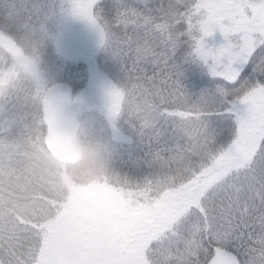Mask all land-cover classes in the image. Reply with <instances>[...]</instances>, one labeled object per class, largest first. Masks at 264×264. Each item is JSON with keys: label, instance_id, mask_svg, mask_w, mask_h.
I'll return each mask as SVG.
<instances>
[{"label": "snow or ice", "instance_id": "snow-or-ice-1", "mask_svg": "<svg viewBox=\"0 0 264 264\" xmlns=\"http://www.w3.org/2000/svg\"><path fill=\"white\" fill-rule=\"evenodd\" d=\"M143 10L117 0L105 20L101 0H71V11L96 26L102 45L124 64L109 117L126 114L149 142L159 124L176 143L154 151L161 173L142 184L113 177L109 198L123 226L102 227L93 211L43 197L15 213L0 209V264H264V0H159ZM23 7L37 18L32 0ZM219 31L225 43L209 47ZM216 78L215 90L192 102L176 55L183 45ZM47 104V99H45ZM230 115L235 138L214 151L204 117ZM194 114L202 133L193 151L178 121ZM0 114V174L15 163L29 114L13 101ZM23 127L19 136L10 131ZM167 152V155H165Z\"/></svg>", "mask_w": 264, "mask_h": 264}, {"label": "rangeland", "instance_id": "rangeland-1", "mask_svg": "<svg viewBox=\"0 0 264 264\" xmlns=\"http://www.w3.org/2000/svg\"><path fill=\"white\" fill-rule=\"evenodd\" d=\"M64 7H66L65 10L67 12H70L71 4L67 6L64 3ZM71 14H73L72 11ZM67 29H69L67 33H69L70 38L68 39L62 35L61 37L65 38L62 39L63 44L59 49L63 56L70 54L77 57L80 55L87 57L91 61V57L96 55L97 52L104 51L98 29L87 20L75 15L73 21L68 23ZM212 36L214 38V45L209 44V47L217 48L225 43L224 37L219 31L215 32ZM105 53L106 56H114L107 47L105 48ZM102 65H105L103 67L105 75L108 68L113 69L115 73H120V69L122 70V67L120 66L119 69L116 64L109 66V61L103 62ZM199 65L201 71H203L202 73L206 74L205 78L204 75L202 77V82H205L203 85L204 87L209 86V88L202 95L201 93H196L194 96L195 102L201 96L213 92L216 87L214 83L216 78L210 74L207 66L201 65V63ZM113 70L109 71L110 76L113 75ZM89 72L90 77L87 80L88 82L83 84L80 89L79 85H76L77 94L73 96L74 111L79 116L81 124L79 134L82 138V162L76 167H69L66 170H62L63 174L58 172L57 166H54L51 162L49 164L47 156L40 153L37 147L36 142L41 135L39 134V128L37 129L36 126V113L33 114V119L31 116L37 108L38 99L32 98V100L25 101L22 97L18 96L16 98L15 103L17 106L21 111H26L31 118L28 120V134L18 145L19 155L15 163L7 172L0 174V199L6 202L0 209L11 213L22 211L26 204L43 197L51 198V193L55 191V197L59 196L62 201L71 202L82 209L93 211L98 223L102 227L117 231L123 226L122 209L108 196V192L110 191L109 183L112 178H119L127 181L129 184H142L160 175V164L153 156L157 148L151 150V155L145 164L143 162H137L136 165L133 163L130 166L122 161V153H124L125 157H128L130 152L138 153L136 151L137 147L132 146L133 141L137 138L134 133H130V130L127 128L128 132L121 131L124 128L113 132L116 131L113 126L116 125L117 127L123 117H127L126 114H121L115 119L109 117L108 106L110 93L113 88H121L124 83L117 81L110 83L106 80L105 75L104 78L102 74L101 77H97L96 79L93 67H90ZM57 73L59 74L60 71ZM11 84H14L9 86L11 90L18 85L14 81ZM92 85L93 88H91ZM37 94L38 92L36 91ZM32 95L35 96V89H33ZM6 99L7 97L4 98L1 96L0 108L3 107L2 104L6 102ZM209 111L213 112L210 116L219 115V117L209 118V121L205 120L207 133L213 141L212 148L214 151L226 149L235 138L237 126L226 115L216 114L212 109H209ZM4 119H6L4 114H0V122ZM196 121V128L189 130V134L192 133L193 135L189 138H193L192 141L198 144L197 147H192V150L198 149L203 142L199 121ZM110 122L113 123L111 127L109 126ZM126 125H128V121H126L124 127ZM23 131L25 130L21 126L18 129L11 130L10 134L12 136H19ZM0 138H2V134H0ZM113 149H117V151ZM125 157L124 160H128ZM155 162L158 165L155 166ZM126 166L129 167L127 168ZM56 183L60 185L65 184V186L59 187ZM70 184H74V186ZM6 185H10V188L6 187ZM18 187L21 190L20 194L14 192ZM78 187L81 189V192L76 194ZM59 197L57 200H59Z\"/></svg>", "mask_w": 264, "mask_h": 264}, {"label": "trees", "instance_id": "trees-1", "mask_svg": "<svg viewBox=\"0 0 264 264\" xmlns=\"http://www.w3.org/2000/svg\"><path fill=\"white\" fill-rule=\"evenodd\" d=\"M32 2L38 12L37 18L30 16L25 10L23 7L24 0H0V98L1 96L4 98L7 97L5 100L6 102H15L18 96L22 97L25 101L32 100V98L38 99L37 108L31 116L33 119V114L36 113V126L37 129L39 128V134L41 135L39 139H37V147L39 148L40 153L47 156L49 164L51 162V164L57 166L59 170L58 172L63 174L62 170H66L67 168L53 163L42 145L46 131L42 125L40 108L46 92L57 84H67L73 88L75 96L77 94L76 85H79L80 89L83 84L88 82L87 80L90 77V67L94 68L96 79L97 77H101V74L104 77L105 72L103 71V67H105V65L103 66L102 63L107 61H109V66L116 64L117 68L120 69L121 66L122 70L120 69V73H115L113 69L108 68L105 75L106 80L110 83L115 81L125 83L126 76L124 64L116 56H106V45H102L104 51L97 52L96 55L91 57V61L88 60L87 57L80 55L77 57L70 54L63 56L59 49L63 44L62 39L65 37L68 39L70 38V35H68L69 33H67V31H69V29H67L68 23L73 21L75 16L71 14V10L70 12L65 10L66 7H64V3L69 6L71 0H32ZM122 2L126 6L135 7L141 10L145 7L142 0H122ZM158 3L159 0H147V7H155ZM101 4L105 6H98L95 11H99L96 13L105 20H112L117 12V0H101ZM62 35L65 37H61ZM213 39V36L206 38L208 46L209 44L214 45ZM190 50L191 49L187 44L183 45L176 55V61L181 71V84L191 101L195 102L194 96L196 93H201L202 95L203 92H207L209 86L204 87L203 84L205 82H202V77L204 75L205 78L206 74L202 73L203 71H201L199 64L201 63V65H204L203 62L189 56L188 53ZM110 70L114 71L112 76L109 74ZM59 71L60 73L58 74L57 72ZM12 81H14L15 84L18 83V85L16 84L17 86L11 90L9 86L14 85L11 84ZM32 88L35 89V96L32 95ZM91 88H93V85ZM36 91L38 92L37 95ZM210 115L204 117V120L209 121V118L219 117V115ZM31 117L29 115V118ZM226 117L235 124L232 116L226 115ZM196 120H198V118L194 114L189 113L186 118L178 121V131L183 138L181 143L184 141L190 149L198 146L195 141H192L193 138H189L193 136L192 133L189 134V130L196 128ZM126 121H128V125L124 127ZM111 125H113V123L110 122L109 126L111 127ZM113 127H115L114 130H116L113 132H117V130L124 128L121 131L128 132L127 129H129L130 133H134V135L137 136L135 141H133L132 146L137 147L136 151L138 153L130 152L128 157H125L124 153L121 154L122 161L130 166H132L133 163L136 165L137 162H143V164L147 163V159L151 155V150L154 148H157V150L169 149L176 143L175 134L173 133L171 126L163 121H161L158 126L160 133L158 138L151 143L147 136H142L137 131L136 127L129 122L127 117H123L117 127L116 125ZM81 140L82 138L79 134V143L82 147ZM155 144H157V146L154 147ZM195 150L197 149H194L193 151ZM114 151H117V149ZM165 155H167V152H165ZM124 157L128 160H124ZM156 165H158V163L155 162V166ZM126 167L128 168L129 166ZM128 180L132 181L131 179ZM56 184H58L59 187L65 186V184ZM70 185L74 186V184ZM6 187L10 188V185H6ZM14 192L20 194L21 190L18 187ZM80 192L81 189L78 187V189H76V194H79ZM58 197L59 196L55 197V191L54 193H51V198L58 199ZM1 200L2 199H0V207H3L6 202ZM59 200L62 201L61 197H59Z\"/></svg>", "mask_w": 264, "mask_h": 264}, {"label": "water", "instance_id": "water-1", "mask_svg": "<svg viewBox=\"0 0 264 264\" xmlns=\"http://www.w3.org/2000/svg\"><path fill=\"white\" fill-rule=\"evenodd\" d=\"M72 95L69 86L57 85L47 92L41 105L42 122L47 131L44 148L57 163L70 166L80 161L77 143L80 123L72 110Z\"/></svg>", "mask_w": 264, "mask_h": 264}]
</instances>
